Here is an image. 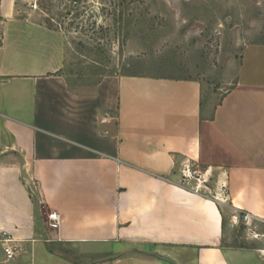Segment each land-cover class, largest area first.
I'll return each mask as SVG.
<instances>
[{"label": "crops", "instance_id": "crops-1", "mask_svg": "<svg viewBox=\"0 0 264 264\" xmlns=\"http://www.w3.org/2000/svg\"><path fill=\"white\" fill-rule=\"evenodd\" d=\"M16 14L1 4L0 233L20 250L7 261L0 243V264H264V222L237 244L226 227L234 210L264 221V80L238 76L208 115L192 79L77 89L62 32ZM33 195L43 222L60 215L46 239Z\"/></svg>", "mask_w": 264, "mask_h": 264}, {"label": "rangeland", "instance_id": "rangeland-1", "mask_svg": "<svg viewBox=\"0 0 264 264\" xmlns=\"http://www.w3.org/2000/svg\"><path fill=\"white\" fill-rule=\"evenodd\" d=\"M5 3L18 18L62 32L61 73L77 89L109 75L192 79L208 115L238 76L264 80V0H0V10ZM3 27L0 15V39ZM226 225L230 244L252 237L242 223ZM62 254L80 264L99 259Z\"/></svg>", "mask_w": 264, "mask_h": 264}, {"label": "built area", "instance_id": "built-area-1", "mask_svg": "<svg viewBox=\"0 0 264 264\" xmlns=\"http://www.w3.org/2000/svg\"><path fill=\"white\" fill-rule=\"evenodd\" d=\"M184 178H188L190 173L188 170L183 173ZM231 224H238L242 223L246 226V229L248 232L252 234V238H259L260 234L257 233V227L259 223H263V219L260 217L247 212V211H239V210H234L233 215L230 218ZM60 224V215L53 211L49 212L45 219H44V225L47 227L49 230H57L59 228ZM0 243L3 248V252L5 255V259L7 261H12L16 258L20 246L18 244V241L7 231H1L0 233Z\"/></svg>", "mask_w": 264, "mask_h": 264}, {"label": "water", "instance_id": "water-1", "mask_svg": "<svg viewBox=\"0 0 264 264\" xmlns=\"http://www.w3.org/2000/svg\"><path fill=\"white\" fill-rule=\"evenodd\" d=\"M33 200H34V203H35L36 216H37V220H38V223H39L41 232H42V236L44 237V239H46V234H45V230H44V222H43V219H42L41 214H40V211H39V201L36 198V196H34V195H33ZM149 254L154 255L155 257H157L158 259H160L162 261H165V262H168V263H172V264L174 263L171 259H169L167 257H164V256H161V255H158L156 253L151 252ZM118 256H119V253L118 254L111 255V256H108V257L103 258V259H99V260L115 259Z\"/></svg>", "mask_w": 264, "mask_h": 264}, {"label": "trees", "instance_id": "trees-1", "mask_svg": "<svg viewBox=\"0 0 264 264\" xmlns=\"http://www.w3.org/2000/svg\"><path fill=\"white\" fill-rule=\"evenodd\" d=\"M73 1V4H78V2L80 1V0H72ZM127 75H137V74H127ZM168 78H170V77H168Z\"/></svg>", "mask_w": 264, "mask_h": 264}]
</instances>
